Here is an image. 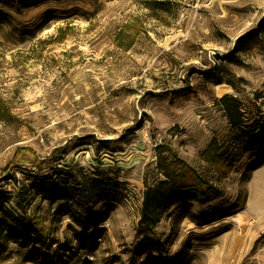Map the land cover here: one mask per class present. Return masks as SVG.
Here are the masks:
<instances>
[{
    "label": "rangeland",
    "instance_id": "rangeland-1",
    "mask_svg": "<svg viewBox=\"0 0 264 264\" xmlns=\"http://www.w3.org/2000/svg\"><path fill=\"white\" fill-rule=\"evenodd\" d=\"M213 140L227 163L203 160ZM160 144L218 191L146 229ZM76 166L121 183L89 231L53 188H32ZM0 204L56 243L35 247L46 264H264V0H0ZM83 235L95 250L78 248ZM4 250L0 264H40L17 242Z\"/></svg>",
    "mask_w": 264,
    "mask_h": 264
},
{
    "label": "trees",
    "instance_id": "trees-1",
    "mask_svg": "<svg viewBox=\"0 0 264 264\" xmlns=\"http://www.w3.org/2000/svg\"><path fill=\"white\" fill-rule=\"evenodd\" d=\"M255 38V36H251L245 41L251 40L250 42L254 43L260 40ZM219 104L226 112L229 125L232 128H239L244 125L243 112L239 101L235 97L224 96L219 100ZM219 152L220 145L218 141L213 140L202 154L203 160L218 166L220 161L224 160ZM157 158L158 172L164 178L156 186L145 185L146 190L142 201L140 224L146 229L159 225L164 215L178 206V210L174 215V224L177 225L185 217L192 216V212L187 205L191 202H201L204 198L202 192L204 188L209 187L211 190L218 191L207 178H204L194 167L179 157L171 146L160 144L157 147ZM225 163L227 162L225 161ZM218 171L219 178H224L225 176L222 175L224 171H221V169ZM120 185L118 172L95 171V173L87 174L84 169L76 166L63 174L56 171L54 177L44 178L40 180L39 184H34L32 188L42 193L49 192L47 188H53L51 191L52 197H49L51 203L63 200L59 204L58 212L69 216L73 222L89 231L99 227L107 219V211L98 213L92 210L91 207L103 202V200L117 198L121 194ZM18 197L22 203V200H24L23 195ZM0 216V259L5 254L6 243L13 241L22 247L31 248L30 254L33 261L40 260V264H46L48 255L37 260L38 257L33 254L35 247L41 244L49 249L56 243L51 240L47 244L46 236L28 225L18 214L7 212L1 204ZM95 237L96 235H93V237L80 236L78 238V248L89 251L90 249L95 250ZM155 249L151 248L149 250Z\"/></svg>",
    "mask_w": 264,
    "mask_h": 264
}]
</instances>
